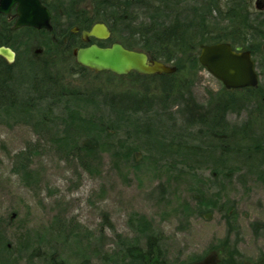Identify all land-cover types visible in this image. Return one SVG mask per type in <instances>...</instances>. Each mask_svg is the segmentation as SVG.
I'll use <instances>...</instances> for the list:
<instances>
[{"label":"rangeland","instance_id":"374dc122","mask_svg":"<svg viewBox=\"0 0 264 264\" xmlns=\"http://www.w3.org/2000/svg\"><path fill=\"white\" fill-rule=\"evenodd\" d=\"M164 1L171 8H175L173 3L179 4L177 9L183 21L212 7L215 11L210 22L214 23L215 33L226 35L239 46L245 40V36L243 41L241 36L233 40L227 22L222 19L227 17L225 8L231 0ZM246 4L251 25L264 32V0H247ZM63 5L59 14L64 18ZM152 6L159 8L164 4L158 0ZM145 12L139 11L138 15L144 18ZM206 13L209 15V11ZM116 32L111 40L119 43L128 31L126 26H119ZM21 38L26 45L22 47L19 41V48L14 51L15 63L9 65L4 61L11 66L8 74L22 102L37 98L34 90L41 86L35 79L43 64L49 62L50 73L62 80L65 90L68 87L67 93L79 95L69 98L107 95L110 101L115 99L116 107L110 109L101 103L96 109L74 101L67 104V97L54 108L50 102L39 104L32 115L0 112V237L7 240L18 264H121L118 263L120 256L129 247L147 252L149 237L161 239L162 258L167 264H214V259L218 258L213 248L226 239L229 248L237 249L242 256L243 264H253L264 255V234L255 229L256 224L264 225V164L260 154L253 152L230 159L234 170L228 173V169L202 164L201 159H194L189 153L192 157L173 155L158 150L154 144L148 145L141 125H136L139 120L133 121L134 126L123 120L122 114L129 106L128 100L122 101L126 97L124 93L153 91V100L144 101L146 105L153 104L150 115H139V119L151 118L153 132L159 136L155 138L166 142L184 136L186 144L195 145L198 135L196 138L195 131L186 130L187 117L178 113L184 110L183 106L179 109L163 106L171 104L173 98H181L179 89L171 94L170 98L174 96L171 99H165L161 90L186 87L185 91L191 92L194 101L202 105L226 91L218 79L193 62V57H198L201 50L184 58L186 72L183 75L187 83L182 80L183 75L160 79L79 73L74 60L68 57L41 55L45 40L50 39L48 35L17 33L9 42L17 43ZM254 60L260 77L259 89L251 94L239 92L236 95L241 105L251 108L259 102L264 105L262 49ZM48 100L52 99L48 97L44 101ZM50 109V118L62 131L72 122L68 127L76 128L74 132L88 133L91 130L85 124L89 125L91 117H97L107 126H115L118 134L114 141L137 147L136 162L103 152L92 164L93 173L83 170L75 157L59 155L49 144L55 133L50 135L38 125ZM67 109L71 112L67 113ZM249 111L230 113L227 119L238 127L248 121ZM21 151L32 152L28 177L15 174L14 158ZM202 199L208 202L202 204L203 209H212L200 214L198 202ZM211 200L217 208L209 204ZM227 215L233 217L236 232L230 230ZM75 228V234L69 233Z\"/></svg>","mask_w":264,"mask_h":264},{"label":"trees","instance_id":"16d2710c","mask_svg":"<svg viewBox=\"0 0 264 264\" xmlns=\"http://www.w3.org/2000/svg\"><path fill=\"white\" fill-rule=\"evenodd\" d=\"M160 1L165 7H153L152 5L155 6L158 0H41L42 4H45L53 15V32H39L25 28L20 31V34L24 36L34 33L48 35L50 39L45 40L41 55H51L53 58L56 56H62L63 58L68 57L74 60V65H76V70L79 73L87 72L93 75L95 74L76 64L74 52L77 51V49L87 48V46L93 44L107 48L108 46L118 43L113 41V39L111 40V38L112 36L115 37L119 26H126L128 31L125 32V37H122L121 41H119L126 49L144 52L148 55L149 60L163 62L166 65L176 67L179 77L186 72V60L184 58L187 57V54L189 55L193 52L198 53L200 51V46L225 42L229 43L232 47L244 51L250 50L254 57L258 50L263 48L264 32L260 28L257 29L251 25L250 16L246 13V10H248V4H246L247 0H235L234 2L231 0V3L227 4L228 6L225 8L227 17L222 18L227 22V26L231 30L229 34L233 40L241 36L239 38L243 41V36H245V40L242 44L237 40L241 46L236 44L235 41H231L232 39L226 37V35L215 33L214 23L210 22L212 12L215 11L212 7L211 9H206V11H209V15H207L206 11L203 9L204 12L199 13V15L195 13L191 19H184L183 21L177 9L179 7L178 3H173L175 8H171L166 6L167 4L164 0ZM175 1L176 0H173V2ZM62 3H64V18L59 14L60 5ZM216 10L218 11L219 8H216ZM139 11H146L145 14L147 16L144 18L140 17L138 15ZM97 23H103L108 26L110 32H112L111 38L108 42L91 39L89 43L85 44L82 40L81 33L91 30ZM76 28L79 32L73 34L72 31ZM16 42L17 43L3 42L0 43V47L5 46L16 51L15 48H19V40L17 39ZM25 42L26 41L21 38L22 47ZM193 62L199 65L196 55L193 57ZM0 63H5V61L0 59ZM51 66L49 62L44 63L40 75L36 76V83H40L41 86V89L37 87V89L35 88L34 90L37 98H31L30 102H22L16 94V91H14L12 79L8 74V70H10L9 68L11 66L0 65V112L12 114L14 111H17L22 112V114L32 115L34 114L33 112L37 111L36 108H38V105L43 102H50L54 108L59 101L67 97L79 96L67 93L68 87H66L65 90V86L61 83L62 80L50 73L52 69ZM132 75L138 78L142 77L137 74ZM258 87L257 89L236 91H228L225 89L226 91L223 90V92L216 95V97L209 98L205 105L194 101L192 93L185 91L186 87L161 90L166 96L165 99H171L174 97L170 98L171 94L176 93V90L179 89V97L181 98H178V100L173 98L170 100L172 103H168L169 106L167 103L163 106L166 109L174 106L179 109L183 106L184 110L181 109L178 113L187 117L185 118V123H187L188 129L190 130H186L191 132L195 131L196 138L198 135V141L193 146L185 143L184 136L176 137V139L174 137L166 142L162 138H155V136H159L153 132L151 118H144V121L143 118L139 119V115H150L153 104L149 103V105H146L144 101L153 100L151 99V96L154 94L153 91L137 92L138 94L135 92L124 93L126 97H123L122 101L128 100L129 106H127L126 113L122 114L123 120L130 125L133 121L138 119L139 121L136 122V125H141V131L145 133V139L148 145L154 144L160 151L182 156L191 154L194 156V159H201V163L206 166L213 164L218 168L222 167L228 169V173H230L234 170L232 165L229 164L230 159H237L236 157H240L242 154L244 156L253 152L260 154L261 160L263 161L262 164H264L263 102H259L257 106L253 108L250 106L248 107L247 104L244 107V104L241 105L239 99L236 97L239 92H248L249 94L257 92L259 89ZM165 96H163V98ZM48 97L52 100L44 101ZM65 100H68L66 102L67 104L74 101L84 106L93 105L96 109L100 107L101 103L110 109H115L116 107V105H114L115 99H111L110 101L107 95L69 98ZM248 110H250L248 121L238 127L233 126L227 119L230 113L240 114L242 111ZM66 111L67 113L71 112V110L68 109ZM51 114L52 109L40 119L38 125L49 134L55 133L54 135L50 134L49 144H51L59 155L75 157L83 170L93 173V169H91L92 164L94 161H97V156L103 152H111L112 157H120L127 162H136V156L139 153L137 147H130L120 141H114V139H116L115 136L118 134V128L115 126H107L103 121L98 120L97 117H91V119L88 120L89 125L85 124V127L91 130L88 131V133H79L78 130L74 132L76 128L70 129L68 127L72 122L67 123L62 131L57 128L58 126H55L56 121L50 118ZM134 125L135 123H133V126ZM138 127L140 126L138 125ZM259 132H261V134L257 135ZM32 152L21 151L16 155L14 158L16 175L29 176L28 172L32 164ZM198 203L199 206H201L200 214L208 212V209H212H203L202 204H208V202L203 199ZM209 204L217 208L215 201L211 200ZM226 219L232 233L233 231L236 232L237 229L234 225L233 217L231 219L230 215H227ZM138 220L140 221V218H138ZM143 224L147 226L146 223ZM140 229L146 231L145 229L147 228ZM255 229L264 234V225L259 227V225L256 224ZM76 230V228L74 230L71 229L69 233L73 234ZM160 241L161 239L158 237H149L147 252L129 247V249L120 256L118 263L167 264V260L162 258ZM228 245L229 240L226 239L220 245L213 248L215 256L219 259V264H243L241 260L242 256H239L237 249L231 250ZM125 256H128L129 259L125 258ZM0 264H18V258L15 257L14 251L10 249V245L4 237H0ZM253 264H264V255H261Z\"/></svg>","mask_w":264,"mask_h":264},{"label":"water","instance_id":"95a60500","mask_svg":"<svg viewBox=\"0 0 264 264\" xmlns=\"http://www.w3.org/2000/svg\"><path fill=\"white\" fill-rule=\"evenodd\" d=\"M262 1V0H259ZM259 6V2L257 3ZM16 6L17 21L14 30L24 28L38 31L53 32L52 14L40 0H0L1 15H9ZM78 33V29L72 31ZM111 37L109 28L97 23L90 31L82 33L84 43L95 39L106 42ZM198 57L199 64L214 78L218 79L228 91L257 89L260 77L251 51H238L228 43L203 45ZM40 54L41 51H37ZM76 63L96 74L111 73L120 76H129L131 73L152 77L153 75H173L176 68L164 63L149 60L143 52L127 50L122 44H114L108 48L91 45L77 49L74 52ZM264 55V46H263ZM16 54L8 48H0V58L9 64H14Z\"/></svg>","mask_w":264,"mask_h":264},{"label":"flooded vegetation","instance_id":"af4514ba","mask_svg":"<svg viewBox=\"0 0 264 264\" xmlns=\"http://www.w3.org/2000/svg\"><path fill=\"white\" fill-rule=\"evenodd\" d=\"M16 15H17L16 6L14 8H12V10H11L9 15H4V14L1 15V13H0V43L9 42L11 37L16 36L17 33L20 34V30L16 31V30H14V27H13V26H15L16 21H17V16ZM19 41L21 42V39ZM2 47L4 48L5 46H2ZM6 48H8V47H6ZM0 59H2V58H0ZM3 60H5V59H3ZM6 63L9 64L7 61H6ZM0 65L4 66L6 64L5 63H0ZM176 76H177V78L179 77L177 68H176V73H174L173 75H170V76L165 75V74L155 75V76H153V78L162 79V78H169V77L173 78V77H176ZM182 80L186 81L188 83L187 79L185 78V75H183ZM186 98H188V97H186ZM211 258L213 259V257H211ZM214 264H219V259H217V260L214 259Z\"/></svg>","mask_w":264,"mask_h":264}]
</instances>
